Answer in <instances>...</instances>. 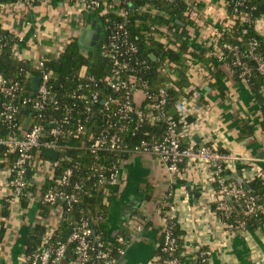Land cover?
Returning <instances> with one entry per match:
<instances>
[{"label":"built area","instance_id":"1","mask_svg":"<svg viewBox=\"0 0 264 264\" xmlns=\"http://www.w3.org/2000/svg\"><path fill=\"white\" fill-rule=\"evenodd\" d=\"M36 1L50 2L17 0L14 3L31 6ZM135 1L75 0L73 4L102 23L105 36L95 51L109 65L104 77L95 78L82 68L75 88L59 95L51 83L53 74L45 66L46 56L31 63L39 73L37 91L30 85L28 93L25 81L0 74V204H6L10 213L21 210L23 203L27 209L41 204L59 211L62 219L83 193L81 182L73 179L74 172L81 171V165L67 155L75 148L89 154L84 181L103 189L105 204L121 183L119 164L110 163L109 155L142 154L154 157L171 182L183 179L185 167L195 165L204 171L207 183L219 187V195L214 192L215 211L222 213L226 220L232 212L231 201L246 216L264 218V205L225 175L230 158L212 146L194 143L191 133L194 125L188 119L199 111L200 91L189 83L182 89L184 96L173 104V113L168 110L170 92L178 90L176 74L181 67L167 57L169 51L179 52L181 41L191 42L199 36L215 62L228 69L240 68L238 79L247 84L252 68L242 63L243 54L227 62V55L236 54L238 48L221 39L224 34L232 36L237 23L253 29L262 39L264 16L253 17L256 7H250L247 0H148L152 6L148 2L139 7ZM160 3L180 8L188 26L178 24L180 22L176 23L179 27L171 23L150 24L143 32L144 40L147 44L157 43L161 48L159 56L154 55L155 61H151L140 56L132 40L129 17L131 12L141 14L147 10L157 14ZM132 4L134 9L130 8ZM246 33L247 29H242V34ZM11 37V57L20 61L16 48L21 40ZM237 41L241 38L237 37ZM5 45L0 34V53ZM195 52L191 45L183 56L188 79L195 72L211 78V68L204 69L192 58ZM247 55L264 80V59L256 37L250 39ZM151 72L164 79L156 89L145 78ZM158 128H161L158 133L148 130ZM45 152L54 153L57 158H45ZM165 198L163 237L158 246L162 256L158 263L184 264L175 255L181 236L174 234L177 222L173 216L172 194L168 192ZM4 221L0 218V223ZM223 223L230 231L245 230L243 222ZM127 228L133 230V238L142 231L136 219H130ZM70 232L63 241L57 242H52V234L47 232L41 246L25 256L23 264L117 263L110 257L106 245L94 236L87 219L81 218ZM114 242L121 247L119 255L124 256L130 241L116 235ZM206 255L207 252L199 251L191 262L206 264Z\"/></svg>","mask_w":264,"mask_h":264},{"label":"crops","instance_id":"2","mask_svg":"<svg viewBox=\"0 0 264 264\" xmlns=\"http://www.w3.org/2000/svg\"><path fill=\"white\" fill-rule=\"evenodd\" d=\"M92 19L99 22L67 2L36 1L31 6L0 4V29L20 38L16 48L18 58L30 63L43 56H59L67 44L77 41L88 26L92 27ZM99 36L98 43L105 36L103 28ZM262 37L264 42V32ZM190 44L201 51L207 47L199 36ZM221 67L226 73L221 82L223 95L210 86L214 83L212 71L211 78L196 72L189 77L190 87L201 93L199 111L188 119L194 125L193 141L227 155L230 164L225 175L236 183L238 178L244 182L255 178L264 181V117L247 84L235 80L228 68ZM261 93L264 97V88ZM119 169L121 183L108 203V225L113 240L116 233L125 234L130 241L122 264H159L157 249L163 237L168 192L172 194L173 216L181 232V257L186 262L204 251L208 254L206 264H264V226L255 230L227 229L211 209L214 187L207 183L206 173L195 165L185 167L184 177L177 186V182L169 180L162 165L149 155H122ZM14 211L3 223L6 232L0 244V264H23L25 241L31 229L44 225L52 234L61 223L59 211L54 208H49L44 218L39 215L38 204ZM130 219L142 225L135 238L133 230L127 228Z\"/></svg>","mask_w":264,"mask_h":264},{"label":"trees","instance_id":"3","mask_svg":"<svg viewBox=\"0 0 264 264\" xmlns=\"http://www.w3.org/2000/svg\"><path fill=\"white\" fill-rule=\"evenodd\" d=\"M17 0H0V4H8L16 2ZM55 3H65L67 2L71 6L74 4L75 0H52ZM112 1V0H111ZM249 6L256 7V10L253 11V17H261L264 16V0H247ZM148 0H136L135 5L139 7L140 5L147 4ZM151 6L153 5L149 2ZM160 9V12L157 14H151L149 10L144 11L141 14L131 12L129 21L131 22L130 26V35L132 40L137 44L139 48L140 56L146 60H149V55L153 54L159 56L161 48L157 43L147 44L145 42V38L143 36V32L146 31L150 24L155 23H171L175 27H179L177 22L183 23L186 27L188 24L183 20L181 15V9L172 7L170 5L160 3L157 5ZM163 14V16H162ZM172 18V21L169 20ZM99 23L102 25L101 21ZM242 29H247V33L242 34ZM0 34L3 37L6 45L4 49L0 53V74L6 75L12 79L25 81L28 93L31 92V79L33 77H37L39 75L38 71L31 67L30 62L25 61H16L11 57V46L12 40L11 35L6 31L0 29ZM237 37L241 38V41H237ZM256 37L260 42V51L261 56L264 59V42L260 37H257L253 29L240 25L237 23L235 25V33L231 35L224 34L221 42H227L232 46H237L238 52L236 54L227 55V62H231L237 54L244 55L242 59V63L252 68L251 73L247 76V86L254 97L256 103L260 107L261 113L264 117V97L261 93V90L264 88V80L259 75V73L255 70V63L251 60L250 56L247 55L249 51V41L250 39ZM191 46L189 41H181L180 42V50L178 53L169 51L167 53V57L171 63H175L179 65L181 68L178 70L176 76L177 80L175 82L178 90L170 92L171 100L168 110L173 113V104L175 101L179 100L183 95L182 89L187 88L189 86V79L186 73V67L183 64L184 54L187 49ZM192 58L197 63H201L204 66L210 67L212 71V78L214 79V83L211 84L213 88H215L220 95H223V86L222 80L225 79L226 73L222 69L221 65L216 63L215 60L210 55V50L207 49L205 51L196 50V52L192 55ZM46 68L49 69L53 74L52 84L54 85V91L63 95L64 93L71 92L77 83V75L78 72L84 68L89 75L94 76L95 78L104 77L107 72L109 65L105 59H103L97 51H93L88 54H84L78 47L77 41H73L66 45L64 51L59 54L57 57H46ZM232 72V76L235 80L238 79V74L240 72V68H230ZM147 80L150 81L154 89L157 88V85L164 80L162 77L157 75L155 72H151L147 77ZM151 132L158 133L161 131V128L158 129H148ZM73 146L79 147V144L73 143ZM67 155H70L77 162L80 163L81 171H75L73 174V179L78 180L82 184L83 193L80 196V200L77 204H75L69 212L64 213L60 225L57 229L52 233L51 240L52 242L63 241L71 229L79 222L81 218H85L89 221L92 231L95 237H99L100 241L104 243L109 250V255L112 259L118 262L122 256L119 255L118 249L121 247L114 242L111 238V231L108 225V212H109V204L104 203L103 197V189L94 187L92 182H85L84 179L88 172V163L90 161L89 154L82 149H73L68 151ZM119 158L114 155H109V162L118 163ZM180 182L176 183L180 185ZM250 189L251 193L255 195L259 200H264V181L260 178H255L246 184ZM214 191L217 195H219V187L217 184L213 185ZM47 186L44 187L46 189ZM110 201H108L109 203ZM229 205L232 209V212L229 218L226 220L222 213L215 211V205L211 206L212 211L217 214L223 222H227L228 224L236 225L238 222H243L245 228L249 230H255L264 226V218L263 217H249L244 214V212L235 204L233 201L229 202ZM24 207L26 204L23 203ZM39 206V215L44 218L49 212V207L45 205ZM10 211L7 208L6 204L2 205V209L0 210V218L7 219L9 217ZM6 232L5 225L0 223V244L4 238ZM47 231L44 225H36L33 227L25 241V256H29L34 251H36L42 244L43 238L46 235ZM174 234L176 236H181V232L178 226L174 229ZM124 238L125 234H121ZM182 242L179 240L178 247L176 249V257L183 261L184 264H193L192 262H186L184 258L181 257L182 251ZM159 256H162V253L157 249Z\"/></svg>","mask_w":264,"mask_h":264},{"label":"water","instance_id":"4","mask_svg":"<svg viewBox=\"0 0 264 264\" xmlns=\"http://www.w3.org/2000/svg\"><path fill=\"white\" fill-rule=\"evenodd\" d=\"M131 9H134V4H132L130 6ZM180 25H182L181 23H178ZM183 26V25H182ZM93 32H92V27L91 26H88L87 29L84 31V33L77 39V44H78V47L81 51H83L84 54H88V53H91L94 51L95 48H93L92 44L90 43V36L91 38L93 37L92 36ZM87 40H88V43H87ZM149 59L151 61H155V57L154 55H150L149 56ZM7 76L5 75V78ZM31 87H32V90L33 91H37L38 90V87H39V78L38 77H33L31 79ZM43 156L45 158H48V159H53L55 160L57 158V155L54 154V153H50V152H45L43 154ZM237 183L241 186H243V188L245 189V191L254 196L255 195L253 193H251L250 189L248 188V186L244 183V181L241 179V178H238L237 180ZM261 204L264 205V200H259L257 197H255ZM228 201H230V198H228ZM71 233V232H70ZM113 237L116 236V233H114L112 235ZM124 263V258H121L116 264H122Z\"/></svg>","mask_w":264,"mask_h":264},{"label":"rangeland","instance_id":"5","mask_svg":"<svg viewBox=\"0 0 264 264\" xmlns=\"http://www.w3.org/2000/svg\"><path fill=\"white\" fill-rule=\"evenodd\" d=\"M91 23H92L91 25H92V32H93L92 34L93 40L90 43L92 44L93 48H95L94 49L95 51L98 45V41L100 39L99 33L101 32V29L103 27L96 19H92ZM87 43H88V40H87Z\"/></svg>","mask_w":264,"mask_h":264}]
</instances>
